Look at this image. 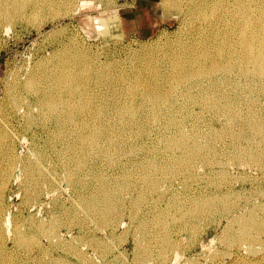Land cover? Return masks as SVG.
<instances>
[{
    "label": "bare ground",
    "instance_id": "obj_1",
    "mask_svg": "<svg viewBox=\"0 0 264 264\" xmlns=\"http://www.w3.org/2000/svg\"><path fill=\"white\" fill-rule=\"evenodd\" d=\"M73 1L74 0H43L42 2H39L38 0H0V22L2 23L4 21L6 24L7 22H10L7 24L9 25L13 23L15 20L22 21L23 19L26 18H27L26 20H28V18L30 17L36 18L37 15H40V10L42 8L45 7L46 9L51 8L52 12L47 11L50 14L41 17V20L39 22L34 23L35 28L41 31L48 23L49 24L57 23L59 21V15L61 13H63L62 15L72 14L73 11L79 10L88 5V3L83 1L80 5L77 4L72 9L70 7V8H64L69 10H63L62 7L63 4L65 5V7H69L72 5L70 4L71 2L74 3ZM252 1L253 0H251V2ZM263 1L261 3L262 5L260 6V8L262 7V9L257 10L256 13H253L255 11L254 9H252L253 12L250 10L249 6H247L244 0H204L203 2L201 1L202 3L201 8L198 9L197 12H195L200 20L198 24L194 25L192 32H190L189 34V37L187 36L188 38H186L184 42H182L180 47L178 46L176 48L173 47L174 45H172L171 47H168L166 51H164L163 53L164 56L169 59V60L166 59L167 60L166 63H168V65L164 70H161L158 67L159 65L158 66L155 65L154 60L156 61V59L154 58L156 57L151 56L148 59L149 61L147 60L149 64L147 63L148 66L146 65L147 67L145 69L144 67H142L143 69L138 68L136 70H125L120 74H117L114 71H113L114 73H109L104 71L103 69H98V68H96V70L98 71H94V67H92L90 61H85L84 56L81 53L72 51L67 45L66 46L64 45L65 47L63 46L64 47L63 50L64 52H62L63 54L56 53L53 55V58L51 59L48 58L47 60H43L37 63L36 66L33 69H31L27 75H25L26 77L23 76L24 77L23 78L18 73L17 78H15L16 79L15 83L13 85L11 84L12 87L10 89V95L8 96L10 97L9 100L10 107L8 109V117L10 116L9 118H12L10 124L12 129H8L7 131L4 129L6 131L4 136L7 138V143L5 144H8L7 146L8 151L7 150L4 151L5 154H3V157L5 156V158L3 161L2 160L0 161V264H31L27 259L35 260L37 257H40L38 256V252L40 250L46 251V247L44 246L41 240V238H43L41 237V234L48 237L46 240L49 239L50 242H53L55 246H58L56 244H60V247L61 246L64 247L66 250H68V252H72L73 255L76 254V256L81 260L87 258L83 253L84 250H82V247L79 244L80 242L74 244V242L68 240L65 236L61 234L59 230H57L59 228L56 227V224L58 226L60 222L58 220V217H55V215L54 217L50 216L51 220H53L51 221L52 223L50 225L47 224L48 223L47 221L45 223L44 222L45 220L39 219V217L37 218L34 216V219L31 218L32 224H29V226H27V224L24 223L26 221H23V219H22L23 222L18 221V219L16 220L18 216L16 217V215H12L11 212L12 210L11 211L10 209L8 210V207L6 206L7 202L5 195H7L6 192L11 187V184L14 182V179L16 181H19V184L21 183V181L22 182L26 181L27 184L29 185V187L27 185V190L24 194V197L27 200H29L28 198H32V199L38 198L37 197L39 194L38 191L41 188L40 185L42 183L41 182L42 180H45L49 185L55 182L57 176L55 174H52V171L49 172L46 171L45 169V167H49L50 164L49 166L45 165V167L42 165L45 164L42 162L43 161L42 159L44 157H48L50 159L49 156L52 157L54 156V154L56 155V158H58V160L55 161L53 159L54 162L51 161L52 162L51 165L59 166V167L60 165H62L64 167L65 178L67 179L68 182V186L66 185V187H69L70 190H74V192L75 191L79 192L78 193L79 196L82 197L83 199V208L86 209L90 215L92 216L96 215L98 218L96 219L101 224H108L110 228L112 226L111 229H113L117 224L122 225L121 219L123 218L122 216L126 214V212H124L125 209H128L129 212L128 215H130L129 217L132 222L134 220L139 219V217H141L137 222V227H138L137 237H145V239L147 238L150 242H152L154 238H156L155 241L157 242V245L154 244V246L157 247V252H155L157 253V255H154V250L150 248L153 246L152 244L150 245V242L148 245L145 244L143 248H139L138 254L140 255V260L144 264H147V262L149 264V262L151 263L152 260L153 263L155 261L166 262V260H168L170 261L169 263L171 264H189L190 262L191 264H198V263H192L194 257L191 255L187 256V258H185L182 261L183 254L186 253V249L188 248L180 243L179 236L177 237L175 236V238H173L172 232L175 230L178 234H180L182 231L188 230L189 222H192L193 225L195 224L196 226L195 223L196 221H198L199 219L201 220V218L204 217H206V219L207 217L208 219L209 218L211 219L210 216L214 213L221 215V217L223 218H226L227 224L225 225V228H223L226 231L224 232L223 230L224 233L223 236L226 235L225 242H227L228 245L237 244L235 248L236 250L233 252L234 254L233 259L230 264H255L258 263L260 260L263 261L262 262L263 264L264 254L263 255L261 254V256L259 254L260 257L258 256L259 258L255 260V262L253 263L242 261V259L246 258L245 254L243 253L244 250H248L249 247L251 248L252 246L254 248L255 245H258L256 243L257 241H259V238L261 241H264V237L261 236L264 235V206L262 205V203L254 204L246 209L245 207L244 209H242L243 208L242 207L241 208L242 210H240L239 207L237 209V204L235 203V201H233L234 203H232L231 202L232 200L230 201V198L229 199L227 198L229 193H226L225 195L221 196L220 193H219L220 195L217 194L218 192L217 190L216 193L215 191L212 190L213 192L212 191L210 193L206 192L207 194H204L205 193L204 192L199 195H195L194 197L192 196V198L188 196L189 198L185 199L184 197H182V195H180L176 191H173V189H172V191L174 192V194L172 192L173 199L168 204V206L161 207L154 212V207L152 206L150 207L149 204L146 203V201H148L146 200V194H148L147 192L150 190H155L156 192V189H158L157 187L160 186L158 185V183L163 178L168 179L174 173L179 172L180 174V171H185L188 173V175H193V174L198 175L197 177H199V174H195L196 172L194 173L193 171V167L196 164L195 162L198 159H200L203 162V164L211 163L212 165L218 163L224 165L223 168L221 167L222 169L219 172L220 175L223 176L222 173H226L225 162L224 160H222L223 158H220V156H218L217 146L215 143H213L215 138L216 139L217 138L220 139L221 137H228L229 139L231 138L230 143L231 146L234 147L233 151H235L236 157L240 158L239 160L242 159L241 162H243V165L245 162L248 163V160L249 162L250 160L251 162L252 161L254 162L256 160H260L261 162V160L264 158V154L261 157L255 153L252 155L251 148L248 146V144L246 147H244L239 142L242 138H246L248 140L252 139L253 142L256 141L262 144L264 149V122L262 119H261L262 121L259 119L257 115L258 113L256 112V109H258L259 106L257 108L255 107V104L257 103L256 99L261 97L259 95L264 92V8H263L264 2ZM59 4L60 7L58 6ZM66 4L67 5L69 4V6H66ZM168 4L169 3L164 5V8H167ZM30 19L28 20L29 22ZM54 58L57 59L55 60ZM105 79L106 81L113 79L114 82H117L119 80L125 82L123 90L126 92L124 95V97L126 98L120 101L119 100L115 102L113 101L114 102L113 106H115V108L113 106L112 107L114 108L115 111H117L116 114L118 115L116 118L117 120H115L116 122H112L113 120H111L110 118L109 119L111 121H107L108 120L106 118L107 116L105 117L106 104L110 103V100L104 99V97L103 98L98 97L95 91L98 85L104 84V82H106ZM93 85H95V87H93ZM245 95L248 97L246 98ZM107 98L109 97L107 96ZM258 101L260 102V100ZM141 105H147L149 110L146 113L141 114L142 113ZM194 105H199L200 107L208 110L215 109V111L224 115L226 123H224L220 127H217L213 125L214 124V122L212 121L213 118H211L209 119L210 121L206 120L208 121L209 124V128L206 129V131L202 130L199 125H195L193 123H192L193 128L190 127L191 128L190 131L189 130L186 131L184 129L185 122L188 121V118L195 116L194 112L196 110L194 111L193 108ZM196 117L199 118L200 115H196ZM15 118L18 121V124L20 125L19 127H21L23 131L26 130L27 132V130H32L34 131V133L38 134V128H40L42 132H45L46 135L43 139L45 141V145L38 147V149L36 148V150L33 151V153L35 152L34 156L28 154H27L28 156L25 155L21 156L20 155L21 150L20 152L17 150L16 148L17 139L20 138L24 140L26 139L25 138L26 136L23 135L24 133L23 134L18 133V127L15 125V122L13 121V119L15 120ZM219 118L221 119V117ZM156 128L158 129L157 135L159 137L160 142H157V144L147 143L140 147L141 143L138 144L136 138L142 137L144 135H146L147 136L146 138H148L150 136L149 134H151L150 131ZM199 136H204L205 138L203 139L205 140L204 141H201L202 139L199 140ZM36 137L37 136L34 135L33 140H35ZM141 150H143V152L145 153L146 157L145 156L144 157L146 158V160L138 159L137 160L138 164L135 163L137 165L135 166V168L139 170V172L135 170L138 173V179L133 178V173L135 171L131 169L126 170L125 168H123V166H121L123 168V171L118 179L115 178V180L112 181L111 179H108L104 174L96 173L98 189L97 188H94L97 190L92 189V192L90 191L91 194H89L88 196H85L86 195L85 193L80 192L82 188H85L86 185H89V182L86 178L85 170L87 167V161L89 158L93 157V154L99 152V154L106 155L110 163H112L113 165L114 163L117 162V157H116L117 153L123 155L127 154V155L137 156V154L140 153ZM263 151L261 152L263 153ZM159 154L164 157L163 158L164 160L163 159L159 160L160 157ZM250 163H248V165ZM108 165L109 167L111 166L109 163ZM232 167L233 170H235L233 165ZM194 169L196 170L197 168ZM229 172L231 173V171L228 170V173ZM184 177L186 178V176ZM208 178L210 179V177ZM218 179L214 178L215 180L214 182L217 183L219 181ZM222 179L225 178L221 177L220 180ZM246 179H248V177ZM230 180L228 183H230L233 180V178L231 181ZM24 185L26 186V184ZM218 185L219 184H217V186ZM55 188L57 190V187ZM130 188L132 189L139 188V192L137 193V195L134 196L131 195V197H129L128 201H130V205L126 206L127 198L125 193H127V191ZM227 190L226 192H229ZM54 192H52V195ZM59 192H57V194ZM151 193H153V191ZM230 195L231 194H229L228 197H230ZM232 196H234V194ZM157 199L159 198L158 197L155 198V200ZM54 201L56 202V200ZM168 201H170V198ZM239 201L241 200L239 199ZM157 202L158 201H156V203ZM26 203L28 204L27 201ZM238 203L240 204V202ZM145 207H147L148 210L147 211L146 209L144 210L146 211L145 213H142L144 216L139 215V212L143 210ZM82 209L80 207V210ZM64 210H66L67 213H72L70 207L68 206ZM150 212L153 213L149 214ZM73 214L74 213H72V215ZM83 219L79 217V221H82ZM216 220L218 219H215V221ZM153 223L154 224L157 223L159 227L158 226L156 227H158L159 229L155 228L154 227L155 225L153 226ZM219 225L217 224L215 226H219ZM195 230L194 232H196ZM58 231L60 233H58ZM77 237L79 236H76L74 239H76ZM86 238L88 240L87 233H86ZM94 238L95 237L92 236L91 240L95 241ZM98 240L101 242L99 238ZM137 240L139 241V239ZM47 243H49V241ZM135 243H137V241ZM261 243L263 244V242ZM137 245L134 244V246ZM106 247H108V244ZM229 247H230L229 250H231L232 249L231 246ZM91 248H93V246H91ZM136 249L138 248L136 247ZM24 251H28L29 253L27 252L26 254V252ZM262 251H260V253ZM107 252L108 251H105V253ZM208 252L210 253V250ZM215 252L216 251H214V253ZM24 253L26 254L27 258L24 257ZM217 253L220 254V252ZM139 255H137L136 253L135 257ZM90 259L92 260V258ZM47 260L48 259H46V262ZM194 260H196V258H194ZM205 261L207 262V259ZM56 262L58 261L56 260ZM65 262L66 261L64 260V263ZM85 262L86 261H84V263Z\"/></svg>",
    "mask_w": 264,
    "mask_h": 264
},
{
    "label": "rangeland",
    "instance_id": "obj_2",
    "mask_svg": "<svg viewBox=\"0 0 264 264\" xmlns=\"http://www.w3.org/2000/svg\"><path fill=\"white\" fill-rule=\"evenodd\" d=\"M38 1L39 2H42L43 0H38ZM83 1H85L86 3H88V5L85 6L84 8L79 9V10L73 11L72 14L62 15L63 13H61L59 15V21L57 23H55V24H51V23L49 24L48 23L41 31H39L38 29L35 28V24L34 23L39 22L41 20V17L50 14L49 12L50 11L52 12V9L51 8H47V9H46V7L45 8H42L40 10V15H37L38 17L37 16H36V18L30 17L32 20L34 19L33 22H32V20L30 18H28V20L30 19V22L28 20H26L27 19L26 18V19H23L22 21H20V20L16 21L15 20L13 23H11L9 25H7V24L10 23V22H7L6 21L7 24L4 21H3L4 23L3 22L2 23L0 22V117H1L0 118V130H1L0 131L1 132L0 133V142L2 141L0 144H3V145H0V161L1 160L3 161L4 158H5V156L3 157V154H5L4 151H6V150L8 151V147H7L8 144H5V143H7V138L4 136L5 135V132L8 129H12V127L10 125L12 118H9L10 116L8 117V109L10 107V103H9L10 102L9 101L10 100V97H8V96L10 95V89H11L12 85L15 83V80H16L15 78H17L18 73H19L20 76L26 77L25 75H27L28 72L31 69H33L36 66L37 63H39V62H41L43 60H47L48 58H50V59L53 58V55L56 54V53L63 54L62 52H64L63 50H64V47L66 45L72 51H76L78 53H81L84 56V60L85 61H90V63L92 64V67H94V71H98V70H96V68H98V69H103L104 71L109 72V73H114L115 72L117 74H120L121 72H123L125 70H136V69L142 68V67H144V69H145L148 66L147 63L149 64V62H148L149 60L148 59L151 56L156 57V58H154V59H156V61L154 60L155 65H157V66L159 65L158 67L161 70H164L167 67V65H168V63H166V62H167V60H169L168 58H166L164 56V54H163L164 51H166L168 49V47H171L172 45H174L173 47H176V48L178 46L180 47V45L182 44V42H184V40L189 37V34H190V32H192V29H193L194 25L199 23V20L200 19L197 17V14L195 12H197V10L201 8V4H202L201 1L203 2L204 0H164L163 1V5H166L167 3H169V8L171 9V14L173 15L172 19L170 20L169 26L160 27L159 30L155 29L153 31H147V32H151V33H148V34H145L144 33L143 34L144 36H141V37L140 36H128V35H125L123 33V31H122L121 23L119 21V15H118V13H119L120 6H122L124 4L130 3V1H132V0H74L73 1L74 3H72V2L70 3V4H72L71 6H69V4L68 5L66 4V6H69V7H65V5L63 4V6H62L63 7V10H69V9H64V8H70V7L72 9L77 4L80 5ZM244 1L246 2L247 6H249V8H250L251 11H252V9L255 10L254 12L252 11L253 13H256L257 10L262 9V7L260 8V6L262 5L261 3H262L263 0H253L252 2H251V0H249V1L248 0H244ZM58 6L60 7V4ZM123 10H124V8L120 9V11H123ZM47 11H49V12H47ZM41 14H42V16H41ZM31 23H33L34 25L31 24ZM54 59L56 60L57 58H54ZM38 60H40V61H38ZM50 63H52V62H50ZM31 66H32V68H31ZM24 71H26V72H24ZM105 81H106V79H105ZM124 83L125 82L122 81V80L121 81L119 80L117 82H114V80L111 79V80H108V81L104 82V84L98 85L96 87V89H95L96 94L98 95V97H101V98L104 97V99L110 100V103L106 104V110H105L106 113L108 114L107 115L105 113V117L107 116L106 118L108 119L107 121L113 120L112 122H116L115 120H117L116 119L117 116H118L116 114L117 111L114 110L115 106H113V105H114V102L115 101H118V100L120 101V100L126 98V97H124V95H125L126 92L123 90ZM93 87H95V85H93ZM8 88H9V90H8ZM107 96L109 98H107ZM259 96H261V97H259ZM259 96H258L259 98L256 99L257 100L256 101L257 103L255 104V107L257 108L259 106L258 109H256V112L258 113L257 115H258L259 119L260 120L262 119L263 122H264V115H263L264 114V92L262 94H260ZM247 97L248 96H246V98ZM258 100H260V102ZM141 107H142V111H141L142 113L141 114L146 113L149 110L147 105H141ZM193 108H194V111L196 110L194 112V115L195 116L188 118V121L185 122V125L186 126L184 125V129L186 131L187 130L190 131V129H191L190 127H192L193 124L199 125L202 130L206 131V129L209 128L208 121H210L209 119H211V118H213L212 121L214 122V124H213L214 126L220 127L221 125H223L224 123H226L224 115L221 114V113H219V112H217V111H215V109H213V110L212 109H209L208 110V109H205V108L200 107L199 105H194ZM211 113H213V114H211ZM2 115H3V117H2ZM111 115H113V116H111ZM196 115H200V117L197 118ZM259 115H262V116H259ZM219 117H221L222 121H221V119ZM206 120H208V121H206ZM13 121L15 122V125L18 127V133H20V134H23L24 133L23 135L26 136L25 137L26 139L23 140V139L18 138L17 139V142H16V148H17V150L19 152L21 150L20 155L21 156H24V155L25 156H28V155H31V156L33 155L34 156L35 155V152L33 153V151H35L36 148L38 149V147H41V146H44L45 145V141L43 140L44 137H45V135H46L45 132H42V130L40 128H38V134L34 133V131H32V130H27V132H26V130L23 131L21 129V127H19L20 125L18 124V121L16 120V118H15V120L13 119ZM198 122H200V123H198ZM215 124H217V125H215ZM7 127H9V128H7ZM157 130L158 129L156 128V129L150 131L151 134H149L150 136L148 138H146L147 137L146 135H144L142 137L136 138L137 139L136 140L137 143L138 144L141 143L140 144V147L142 145H144V144H147V143L148 144L149 143L150 144H154V143L157 144V142H160L159 141V137L157 135ZM32 135L33 136L34 135L37 136L35 140H33V136ZM203 138H205V137L204 136H199V140L202 139L201 141H204L205 139H203ZM221 138L220 139L219 138H217V139L216 138L215 139L213 138L214 139V142L213 143H215L216 146H217L218 156H220V158H223L222 160H224V162H225V172L226 173H222L223 176L220 175V173H219L220 170L224 166L222 164L215 163V164H212L211 165V163H209V164L208 163H204L205 164V166H204L203 162L200 159L196 160V162H195L196 164L193 167V171H194V173L196 172L195 174H199V177H197L198 175H194V174L193 175H188L187 172L180 171V174H179V172L178 173H174L172 176H170V178H168V179L167 178L166 179L163 178L164 180L162 179L161 181H159L160 184L158 183V185H160V186L157 187L159 190L156 189V192H155V190H150V191L147 192L148 194H146V200H148V201H146V203H148L150 207L151 206L154 207V212L157 211L161 207L168 206V204L173 199V194H174L173 191H176L177 193H179L180 195H182V197H184L185 199L186 198H189V197L192 198V196L194 197L195 195H199V194L204 193V192H205L204 194H207V193H210L212 190L215 191V193L218 191L217 194L220 193L221 196L225 195L226 193H229L231 195H230V197H228L229 196V194H228L227 198L228 199L230 198V201L232 200L231 201L232 203H234L233 201H235V203L237 204V209L239 207L240 210L244 209V207H245V209L248 208V207H251L254 204H261L262 203V205L264 206V196H263L264 195V169H263L264 168V162H263L264 161V158L262 159L263 161L261 160V162H260V160H256L254 162L253 161L251 162V160H250V162H251L250 163L249 160H248V163H250V164L248 165V163L245 162L247 164V166H246L245 163L243 165V162H241L242 159L239 160L240 158L239 157H236V153H235V151H233L234 150V147L231 146V143H230L231 138L230 139L228 137H221ZM225 138H227V139H225ZM227 140H229V141H227ZM145 141H147V142H145ZM239 142L244 147H246L247 144H248V146L251 148L252 155L255 153V154L259 155L260 157L263 156V154H264V151L263 150L264 149H263L262 144H260L259 142H256V141L253 142L252 139L251 140H248L246 138H242ZM251 144H252L253 148H252ZM258 145H260V146H258ZM31 146H32V148H31ZM49 151H50V149H49ZM176 151H178V150H176ZM261 151H263V153ZM257 152H259V153H257ZM96 154H93V157L89 158L88 161H87V167H86L85 172H86V178H87V180L89 182V185H86L85 188H82L80 190V192H83V193L86 194V195L84 194L85 196H88L89 194H91L92 189L93 190H97L98 189L97 188V174L98 173L104 174L108 179H111L113 181V180H115V178L118 179L120 177V174L122 173L123 168H125L126 170H130L131 169L133 171L136 170L137 172H139V170L135 168V166H137L136 164H138L137 163L138 162L137 160L138 159L139 160H146V158H145L146 155L143 152V150H141L140 153L137 154V156L127 155V154H124L123 155V154L117 153L116 154L117 155L116 156L117 157V162L114 163L113 165H112V163H110V161H109V159H108V157L106 155L99 154V152H97ZM227 154H228V157H227ZM229 154H230V156H229ZM95 155H96V157H95ZM166 155H168V154H166ZM133 156H134L135 160H134ZM49 157H50V159L48 157H44L42 159L43 160L42 162L45 163V164H42V165L45 167V165L46 166H49V164H50L49 167H51L52 169L49 168V167H45V169H46V171H49V172L52 171V174H55L57 176L56 177L57 180L55 179V182L56 183L54 182L55 184L52 183V184L49 185L45 180H42L41 181L42 183L40 185L41 188L39 190L41 193L38 191V193L39 194H42V195H39L38 194V196H37L38 198L37 199L36 198L35 199L33 198L34 199L33 200L32 198H28L29 200H27L24 197V194H25V192L27 190V185H28L27 182L26 181H23L24 182L23 183L21 181V183L19 184V181H16L14 179V182L11 184V187L6 192L7 195H5L6 202H7L6 203V206L8 207V210L9 209H10V211L12 210L11 211L12 212V215H16V217L18 216V218H16V220L18 219V221H21V222L26 221L24 223H26L27 226H29V224H32V219H34V216L37 217V218L39 217V219L45 220L44 221L45 223L47 221L48 222L47 224L50 225L52 223L51 221H53V220H51V217H54V215H55V217H58V220L61 223V224L59 223L58 226L56 224V227L59 228L57 230H59L61 232V234L63 236H65L68 240H71L72 242H74V244L80 242L79 244L81 245L82 250H84L83 253H84V255L87 258L85 257L86 259H82L81 260L80 258H78L76 256V254L73 255L72 252H68V250H66L64 247H62V246L60 247V244H56L55 243L59 247L58 246H55L53 244V242H50L49 239L46 240L48 237H46V236H44V235L41 234V237H43V238H41V240H42V243L44 244V246L46 247V251L47 252L45 250H43V251L40 250L38 252V256H40L41 259H40V257H37L35 260L34 259H27V260L31 264H42V263L43 264H56V263L57 264H71V263L72 264H86V263L87 264H93L94 262H96L94 264H123V263L124 264H129V263L130 264H141V263L144 264L140 260V255L138 254L139 248H143V246H145V244L148 245L150 241L147 238L145 239V237H137L138 236L137 235V231H138L137 222L139 221V219L141 217H139V219H137V220H134L133 221L134 224H133V222L131 221V219L129 217L130 215H128L129 214L128 209H125L124 212H126V214L122 216L123 218L121 217L122 218L121 219V224L122 225H120V224H117L116 226L114 225L116 228L114 227L113 229H111L112 226L110 228L108 224H101L97 220L98 218H97L96 215H94V216L90 215L89 212L86 209L83 208V199H82V197L79 196V194H78L79 192L78 191L77 192L76 191L74 192V190H70L69 187H66V185L68 186V182H67V179L65 178V173H64L65 170H64V167L62 165H60V167L59 166H53V165H51V163L54 162V160L55 161L58 160V158H56V155L54 154V156H52V157L49 156ZM119 158L121 159V161H120ZM163 158L164 157L162 155H160L159 160H161ZM235 158L236 159L238 158L237 161H236ZM104 161H106V162H104ZM71 163H72V161H71ZM108 163L111 165L110 167H109ZM236 164L239 165V166H237ZM254 164H255V166H254ZM72 165H73V163H72ZM232 165L234 166V169L235 170H233ZM121 166H123V168ZM201 166H202V168H201ZM252 167H253V170H252ZM256 167H257V169H256ZM60 168H62L63 170L60 169ZM121 168H122V170H121ZM194 168H197V169L195 170ZM202 169H204V170H202ZM227 169L229 171H231V173L229 172L230 174L228 173V170ZM54 170H55V172H54ZM245 170L248 171V172H246ZM136 171L133 173V178L134 179L135 178L138 179V173ZM205 171H206V174H205ZM232 173H234V174H232ZM87 174H89V175H87ZM107 174H108V176L109 175L110 176L108 177ZM238 174H241V175H238ZM244 174L246 175V177H245ZM95 176H96V178H95ZM173 176H175V177H173ZM184 176H186V178L188 180ZM219 176H221V177H223L225 179L220 180L221 177H219ZM227 176H228V178H227ZM232 176H234V177H232ZM235 176L237 177V180H236V177ZM208 177H210V179ZM213 177L216 178V179L219 178L218 179L219 180L218 182H220V181L221 182L218 183L216 181L217 183H215L214 182L215 180H214ZM247 177H248V179H246ZM203 178H204V180H203ZM232 178H233V180H232ZM198 179H199V181H198ZM229 180L231 181L230 183H228ZM234 180H236V181H234ZM245 180H247L248 182L245 181ZM213 182H214L215 185L213 184ZM242 182H243V184H242ZM43 183H44V186H43ZM18 184H19V186H18ZM24 184H26V186ZM217 184H219V185L217 186ZM201 185H202V187H201ZM23 186H24V188H23ZM61 186H62V188L64 190L61 188ZM161 186H162V188H161ZM184 186H186V187H184ZM25 187H26V189H25ZM28 187H29V185H28ZM55 187H57V190H56ZM43 188H45V189H43ZM94 188H97V189H94ZM139 188H136V189L130 188L127 191V193L128 192L129 193L128 194L125 193L126 198H127L126 206H129L130 205V201H128L129 197H131V195L132 196L137 195V193L139 192ZM47 189H48L49 192L47 191ZM49 189H51V190H49ZM166 189L167 190L169 189V190L167 191ZM172 189H173V191H172ZM206 189H208V190H206ZM252 189H253L254 192L252 191ZM258 189H259L260 192L258 191ZM202 190H203V192H202ZM226 190L229 191V192H226ZM255 190H257L259 193L257 191H255ZM51 191L54 192L53 195H52V192ZM152 191H153L154 195H153V193H151ZM165 191H167V192H165ZM57 192H59V193L57 194ZM172 192H173V194H172ZM186 192H187V194H186ZM244 192H246V193H244ZM252 192H253V194H252ZM162 193H163V195H162ZM250 193H251V196H250ZM233 194H234V196H232ZM21 195H23V196H21ZM46 196H47V198H46ZM157 197L159 199L155 200V198H157ZM168 197L170 198V201H168L169 200ZM251 197H252V199H251ZM45 198H46V200H45ZM75 198H76V200H75ZM78 198H80V199H78ZM30 199H32V200H30ZM239 199L241 201H239ZM25 200L28 202V204L26 203ZM54 200H56V202ZM153 201H154V203H153ZM156 201H158V202L156 203ZM161 201H162V203H161ZM38 202H39L40 206H39ZM47 202L49 203V206H48V203ZM238 202H240V204ZM17 203H18V205H17ZM24 204H25V206H24ZM67 206L70 207L71 212L74 213L73 215H72V213H67L66 210H64ZM20 207H21L22 210L20 209ZM80 207H81V209L82 208L83 209L80 210ZM145 209H146V211L148 210L147 207H145L143 210H141L139 212V215L144 216L142 213H145L146 212V211H144ZM76 210H77V212H76ZM50 213L51 214L53 213V214L51 215ZM78 213H80V214H78ZM85 213H88V214H85ZM151 213H153V212H150L149 214H151ZM25 215H26V217H25ZM124 216H126V217H124ZM79 217L81 219L84 218L85 220L83 219L82 221H79ZM210 217H211L212 220L210 218L208 219V217H207V219H206V217L201 218V220L199 219L198 221L195 222L196 223V226H195V224L193 225L192 222H189V224H188V230H184L180 234H178L174 229H172V230H174L172 232V234H173L172 237L175 238V236L176 237L179 236L180 243L183 246H185V247L188 248V249H186V253L183 254V257H182L183 259L181 258L182 261L185 258H187V256H190L191 255L194 258H196V260H194V258H193V262L192 263H198V264H201V263L202 264H220V263L221 264H230L231 263V261L233 259V256H234L233 252L236 250L235 248H236L237 244L236 245H230V244L228 245V243L225 242V240H226V237L225 236L226 235L223 236V234H224L223 233V230H224V232H226V231L223 228H225V225L227 224L226 218H223V217H221V215L215 214V213L212 214ZM217 217H219L220 219L217 218ZM60 218L63 221H61ZM92 218H94V219H92ZM22 219H23V221H22ZM66 219L67 220H70V221H67ZM203 219H205V220H203ZM215 219H218V220L215 221ZM96 220H97V222H96ZM49 221H50V223H49ZM82 222H83V224H82ZM65 223H67V224H65ZM69 223H71V224H69ZM216 223L218 225L220 223V225L219 226H215V225H217ZM156 224L157 223H155V224L153 223V226L155 225L154 227L157 228V229H159L158 228L159 225L158 224L156 225ZM191 224L193 225V227H192ZM200 224H202V225H200ZM100 226H101V228H100ZM135 226H136L137 229L135 228ZM156 226H158V227H156ZM82 227H83V229H82ZM200 229H202V230H200ZM112 230H114V231H112ZM194 230L196 232H194ZM198 230H200L201 232L198 231ZM59 231H58V233H60ZM126 231H128L129 234ZM86 233H87V236H88V240L86 238ZM92 233H93V235H92ZM133 233H135V234H133ZM194 234H195V236H194ZM112 235H113V238H112ZM76 236H79V237L76 238L77 239V242H76V239H74ZM92 236L95 237L94 238L95 241H92L91 240ZM134 236L137 237V238H135ZM261 236L264 237V235H261ZM100 237H102V238H100ZM107 237H108V240H107ZM185 237L186 238L191 237V238L186 239ZM195 237L198 238L199 240L196 239ZM72 238H73V240H72ZM98 238L101 240V242L98 240ZM137 239H139L140 244H139V241ZM84 240H86V241H84ZM119 240H121V241H119ZM135 240L137 241L138 245H137V243H135L136 242ZM155 240H156V238H154V240L152 242H150V245L151 244L153 245L150 248H152L154 250V255H157V253H155V252H157V247L154 246V244L157 245V242ZM195 240H196V242L197 241H199V242L196 243ZM48 241H49V243H47ZM259 241H257V243H256L258 245H255L254 244L255 245L254 248L252 246L251 247L252 249L249 247L248 250H244L243 253L245 254V256H246L247 259L244 258V259H242V261L253 263V262H255V260H257L261 256V254L262 255L264 254V241H261L260 238H259ZM105 242L108 244V247H106L107 244ZM119 242H120V244H119ZM143 242H144V244H143ZM261 242H263V244ZM89 243H91V244H89ZM224 243H226V244H224ZM111 244H113V245H111ZM134 244L137 245V246H134ZM188 244H189V246H188ZM104 245H105L106 248L104 247ZM54 246H55V248H54ZM91 246H93V248H91ZM95 246H96V248H95ZM113 246H114V248H113ZM229 246H231V248H232L231 250H229L230 249ZM136 247L138 249H136ZM214 247H215V249H214ZM205 249H206V251H205ZM92 250H93L94 253L92 252ZM209 250H210V253L208 252ZM219 250H221V251H219ZM63 251H65V252H63ZM105 251H108V252L105 253ZM125 251H127L128 253L125 252ZM132 251H134V252H132ZM201 251H202V253H201ZM214 251H216L215 252L216 255H215ZM255 251H256V253H255ZM260 251H262V252L260 253ZM24 252H26V254H27L28 251H24ZM135 252L139 256H136L135 257V255H136ZM217 252H220V254L217 253ZM221 252H223V253H221ZM228 252L229 253L231 252V253L229 254ZM250 252H251V254H250ZM71 253H72V255H71ZM211 253H213V254H211ZM26 254L24 253V257H26ZM253 254H255V255H253ZM259 254H260V256H259ZM94 255H95V257H94ZM207 255H209V256H207ZM103 256H104V258H103ZM60 257H62V258H60ZM54 258L59 263L56 262V260ZM90 258H92V260ZM112 258H114V259H112ZM208 258H210L212 260H210ZM46 259H48L47 262H46ZM69 259H70L71 262L69 261ZM206 259H207V262L205 261ZM64 260L66 261L65 263H64ZM139 260H140V262H139ZM67 261H68V263H67ZM84 261H86V262L84 263ZM105 261H107V262H105ZM116 261H118V262H116ZM123 261H126V262H123ZM169 262L170 261L166 260V262L165 261L164 262L163 261H161V262L160 261H158V262L155 261L153 263V260H152L151 263L149 262V264H171ZM260 262L262 264L263 261L260 260L258 263H255V264H260ZM147 264H148V262H147ZM189 264H191V262Z\"/></svg>",
    "mask_w": 264,
    "mask_h": 264
},
{
    "label": "crops",
    "instance_id": "obj_3",
    "mask_svg": "<svg viewBox=\"0 0 264 264\" xmlns=\"http://www.w3.org/2000/svg\"><path fill=\"white\" fill-rule=\"evenodd\" d=\"M164 0H132L119 8L122 31L128 36H144L160 27L169 26L173 15L171 9L164 8ZM124 8L123 11L120 9ZM164 8V9H163ZM166 9V10H165Z\"/></svg>",
    "mask_w": 264,
    "mask_h": 264
}]
</instances>
